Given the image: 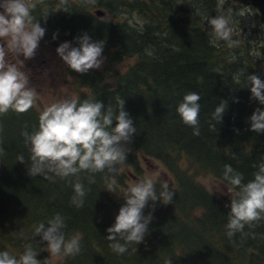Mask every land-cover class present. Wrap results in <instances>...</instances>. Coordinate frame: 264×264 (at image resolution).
<instances>
[{
  "label": "trees",
  "instance_id": "16d2710c",
  "mask_svg": "<svg viewBox=\"0 0 264 264\" xmlns=\"http://www.w3.org/2000/svg\"><path fill=\"white\" fill-rule=\"evenodd\" d=\"M217 4L218 0H95L91 4L68 0V12L61 11L59 0L37 4L31 14L46 29L41 39L45 46L56 50L70 42L78 47L75 40L83 34L92 41H105L102 69L86 74L68 71L74 78L73 92L78 104L97 100L106 108H115L117 98H123L136 135L125 145L130 151L115 172L94 174V183H89L88 172L68 179L54 177L53 182L28 174V145L22 133L37 130L36 108L0 115V252L19 259L32 244L36 259L51 264L42 250L46 242L34 236V230L60 214L65 218V238L81 240L80 253L61 256L63 264H264V220L229 238L225 225L230 204L195 179L212 176L236 199L239 189L224 180V165L240 172L242 183H247L257 171L254 165L264 161V132L249 130L252 113L257 108L264 111V105L250 99L251 85L246 86L249 75L264 81V67L259 66L264 62L255 59L243 39L234 37L237 43L232 47L225 41L211 43L205 18L220 14ZM96 10L106 17L98 18ZM133 15L143 23L140 28L121 21ZM128 59L132 62L121 73L117 66ZM189 92L201 97L198 136L176 112ZM221 101L227 108L219 123L212 114ZM20 155L25 163L18 162ZM140 159L163 166L173 179L169 187L175 195L172 203L155 202L154 211L153 202H148L143 214L151 211L152 220L143 242L117 254L106 239V229L124 204V195H115V190L139 174ZM77 179L87 190L81 208L71 203ZM155 184L159 194L160 184Z\"/></svg>",
  "mask_w": 264,
  "mask_h": 264
},
{
  "label": "clouds",
  "instance_id": "9594fccd",
  "mask_svg": "<svg viewBox=\"0 0 264 264\" xmlns=\"http://www.w3.org/2000/svg\"><path fill=\"white\" fill-rule=\"evenodd\" d=\"M43 2L44 0H0V115L10 110L24 113L35 103L37 93L30 86V72L23 69L24 61L35 56L39 42L46 32L31 14L37 4ZM86 2L91 4L95 0ZM223 4L224 0H218L217 12L220 14L205 19L211 29V43L225 41L232 47L237 42L232 39L231 17L223 14ZM67 5L68 0H59L58 7H61V11L68 12ZM46 17L47 14L43 18ZM75 43L78 47L64 42L55 50L68 69L86 74L90 69L101 68L104 63L102 53L105 41H92L87 34H83ZM249 84L250 99L264 105V81L256 75H249L246 86ZM200 100L198 93L189 92L176 108L182 123L193 129L194 136L200 134ZM124 104L123 98H117L115 108L111 105L106 108L97 100H84L78 104L76 99H65L47 106L39 116L37 130L31 134L22 133L25 144L28 145V174L31 177L42 176L54 182V177L68 179L78 177L81 172H88L89 183H94V174L105 170L115 172L116 166L125 162L130 151L125 145L131 143V138L136 135V127L129 113L124 110ZM226 108L227 103L221 101L213 111V119L220 123ZM113 122L115 127H112ZM249 123L250 131L264 132V111L257 108L249 118ZM0 154H3L2 147ZM17 160L25 163L23 155L18 156ZM254 167L257 168L253 173L254 178L242 183L243 175L231 165H224V180L232 188L239 189L237 198L231 200L227 214L225 227L229 238L242 233L245 226L252 227L255 222L264 220V161ZM160 189L157 194L156 184L149 177L135 182L126 190L124 204L119 208L114 224L106 229V239L112 242L109 247L113 252L124 254L129 245L143 242L152 220L151 211L147 216L143 214L148 202H153L154 211L155 202L160 201L165 205L172 203L175 195L166 180L160 181ZM73 191L71 203L77 208L83 207L87 190L79 179L74 183ZM65 227V218L60 214H55L46 223L42 222L35 227L34 236H40L41 242H46L47 246L43 251L49 252L53 257L75 256L80 253V237L66 239L63 231ZM37 255L38 252L29 244L19 259L6 251L0 252V264H41L36 259Z\"/></svg>",
  "mask_w": 264,
  "mask_h": 264
},
{
  "label": "rangeland",
  "instance_id": "374dc122",
  "mask_svg": "<svg viewBox=\"0 0 264 264\" xmlns=\"http://www.w3.org/2000/svg\"><path fill=\"white\" fill-rule=\"evenodd\" d=\"M222 9L225 16L231 17V24L234 26L232 39L237 37L238 39L248 41L255 59L264 62V39L261 38L263 23L258 12L247 6L235 5L231 0H224ZM121 21L128 22V24L139 28L143 25L135 15L124 16ZM40 46L48 63L43 71L42 79L36 85L32 86L37 93L33 106L39 114L53 103L61 102L65 99H76V95L73 92L75 87L72 86L74 78L68 75L70 69L56 55L55 50L43 45V43ZM131 62L132 60L128 59L117 66V69L123 73ZM259 66L264 67V64H260ZM102 67L103 64L99 69H102ZM140 169L139 174L135 173L132 177L130 176V178L128 177L126 179L124 187H119L115 190V195H124L126 190L135 182L149 177L153 178L155 183L160 184V181L166 180L169 186L174 184L170 174L157 161L140 159ZM195 179L205 190L226 204H230L235 196L232 190L222 186L212 176H196ZM47 253L49 254V252ZM49 257L51 264H63L61 257H53L50 254Z\"/></svg>",
  "mask_w": 264,
  "mask_h": 264
},
{
  "label": "flooded vegetation",
  "instance_id": "af4514ba",
  "mask_svg": "<svg viewBox=\"0 0 264 264\" xmlns=\"http://www.w3.org/2000/svg\"><path fill=\"white\" fill-rule=\"evenodd\" d=\"M233 4H235V3H233ZM235 5H238V4H235ZM240 6H244V5H240ZM247 7H250L253 10H256L252 6H247ZM262 23H263V20H262ZM261 38L264 39L263 28H262ZM41 43L42 42H39V46L36 50L35 56L32 59L24 61V69L23 70L30 72V75H29L30 86L36 85L42 79L43 71H44V69L48 63V61H46V59H45L44 52L42 51V47L40 46ZM20 59H23V57H20Z\"/></svg>",
  "mask_w": 264,
  "mask_h": 264
},
{
  "label": "water",
  "instance_id": "95a60500",
  "mask_svg": "<svg viewBox=\"0 0 264 264\" xmlns=\"http://www.w3.org/2000/svg\"><path fill=\"white\" fill-rule=\"evenodd\" d=\"M231 1L238 5L252 6L257 10L258 14L261 16L263 20V37H264V0H231ZM94 14L100 19L106 17V14L101 10H96Z\"/></svg>",
  "mask_w": 264,
  "mask_h": 264
},
{
  "label": "bare ground",
  "instance_id": "6f19581e",
  "mask_svg": "<svg viewBox=\"0 0 264 264\" xmlns=\"http://www.w3.org/2000/svg\"><path fill=\"white\" fill-rule=\"evenodd\" d=\"M159 184V183H158Z\"/></svg>",
  "mask_w": 264,
  "mask_h": 264
}]
</instances>
